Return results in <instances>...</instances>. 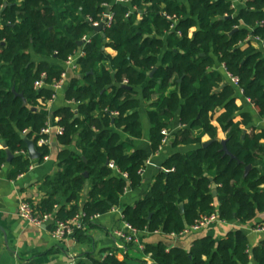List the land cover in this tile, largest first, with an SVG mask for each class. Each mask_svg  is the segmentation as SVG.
<instances>
[{
  "label": "trees",
  "instance_id": "obj_1",
  "mask_svg": "<svg viewBox=\"0 0 264 264\" xmlns=\"http://www.w3.org/2000/svg\"><path fill=\"white\" fill-rule=\"evenodd\" d=\"M189 3L190 9L182 0H56L54 5L52 0H0L4 22L0 28V169L10 151L14 155L11 178L33 166L23 135L35 143L39 162L50 154L49 145H39L41 138H48L42 130L51 118L42 103L53 99L52 85L66 70L62 64L78 53V42H83L84 55L77 61L82 78L73 77L65 93L66 101L78 105L79 116L72 107L61 108L53 116L64 129L58 135L64 147L61 172L45 179V196L34 207L36 213H51L62 221L81 215L87 227L95 217L120 207L128 188L141 185L149 154L139 149L128 153L131 145L122 140V133L143 136L139 88L146 101L160 94L148 111L152 152L160 149L165 138L162 131L178 113L189 128L177 135L174 144L197 148L168 160L150 193L123 210L126 223L137 231L180 235L205 216L218 214L220 220L247 223L264 211V177L257 168L245 175L246 167L255 166L264 151V129L245 131L253 122L248 113L235 121L241 111L235 99L237 88L264 118V46L258 49L252 43L260 38L264 45V0H246L238 13L228 0ZM109 8L114 18L112 26L103 29L105 40L102 32L95 33L94 25L103 21ZM194 26L199 30L189 37ZM86 36L89 42L84 41ZM32 53L56 57L62 64L36 63ZM217 64L225 70L216 68ZM225 72L238 80L237 86L222 88ZM174 76L180 79L178 90L166 95ZM40 80L45 85L36 88ZM219 110L224 111L216 120L235 158L225 153L217 140V127L211 123V114ZM203 135L214 141L205 147ZM214 185L221 195L219 208ZM64 199L70 206L62 205ZM75 236L83 239V228ZM146 252L156 264L251 262L243 230L219 241L205 237L191 251H167L160 243L148 246ZM253 259L264 264V242L253 251ZM92 261L127 264L116 250Z\"/></svg>",
  "mask_w": 264,
  "mask_h": 264
},
{
  "label": "crops",
  "instance_id": "obj_2",
  "mask_svg": "<svg viewBox=\"0 0 264 264\" xmlns=\"http://www.w3.org/2000/svg\"><path fill=\"white\" fill-rule=\"evenodd\" d=\"M56 0H52L53 5ZM119 1V0H116ZM231 7L238 13L245 7L246 0H228ZM184 7L190 9L189 0H182ZM141 15L138 16L140 21ZM179 21L176 22L178 24ZM4 27V22L0 18V28ZM199 30L198 26L189 29V37H193ZM253 45L261 49L263 45L258 41H253ZM80 49L78 53L81 51ZM106 52L115 56L116 51L111 48H106ZM33 60L36 63L48 61L53 65H61L62 63L56 57H44L32 53ZM65 67L67 74L66 80L62 87L55 91L54 98L50 101L43 102L45 111L51 116L49 125L52 126L51 132L47 135L49 141L50 154L43 162L33 160V166L30 170L19 176L16 179L10 177L12 169L11 161L7 160L6 164L0 169V264H77L79 261H84L86 264H94L92 259H99L106 255L109 250H116L117 257L125 261L127 264H156L151 253L146 252L148 246L158 245L163 243L167 247V251L172 248H182L186 251H191L197 241L211 237L216 241L222 240L232 231L243 230L249 240V252L251 257L250 264H255L253 259V251L264 242V232L256 230L257 225L264 223V211L260 212L256 219L251 222L242 223L238 220L224 221L219 220L215 224L200 228L198 230H189L180 235H166L162 232L149 233L148 231H137L135 241L124 243V248L119 249L118 244L124 241L115 235L116 230H122L126 234L129 232L126 228L123 218V210L127 207H133L140 200H143L151 191L156 177L165 169V164L174 155H187L197 148L196 145H175L177 135L184 129L189 128L180 121L179 113L170 121V126L167 129L168 136L157 152H152L151 146V124L148 119V111L152 104L156 101L160 94L157 92L152 100L146 101L142 94V88L137 89L138 99L141 101L139 109L140 122L143 128L142 138H134L130 134L122 133V140L131 145L128 153L134 150H145L149 154L146 166L142 170V183L136 188H128L121 199V205L112 211L99 215L93 219V224L83 227L85 237L79 240L75 234L64 239H57L52 234V226L55 224V219H51L42 226H37L30 223L21 216L22 202H28L32 208L39 205L45 194L42 190V185L48 177H56L61 172L60 154L64 147L59 143L58 134L55 126H58L59 118H54L56 111L64 107H72L76 117H78V105L65 100V93L70 80L73 77L79 76L78 65L62 64ZM77 65V66H76ZM221 70H225L224 66H218ZM1 67V65H0ZM82 78L81 76H79ZM180 79L174 76L172 85L166 91L169 95L172 91L178 90ZM233 84L231 75L225 72V81L223 85ZM222 85V86H223ZM236 104L241 107L240 113L237 114L235 121L242 119V114L248 113L253 117L252 124L245 128V131L250 132L252 127L258 130L264 129V118L258 114L255 106L251 101L244 97L242 90L237 88ZM224 110L211 114V123L217 127V140H227L226 133L222 130L217 122V117ZM194 134L197 131L193 130ZM214 140L208 135L202 136V143L209 145ZM264 145V140L262 141ZM13 157L14 155L9 151ZM9 157V155H8ZM13 159V158H12ZM252 169L257 168L260 175L264 177V151L258 154V162ZM264 189V185L262 186ZM89 189V187H88ZM217 191L215 205L220 206L217 185L212 187V192ZM87 194L84 195V199ZM62 205L70 206L64 199ZM89 257H92L90 260ZM207 258L205 257L204 260Z\"/></svg>",
  "mask_w": 264,
  "mask_h": 264
},
{
  "label": "built area",
  "instance_id": "obj_3",
  "mask_svg": "<svg viewBox=\"0 0 264 264\" xmlns=\"http://www.w3.org/2000/svg\"><path fill=\"white\" fill-rule=\"evenodd\" d=\"M122 1V0H119ZM113 18L114 15L113 13L110 11L108 14L106 13L105 18L103 19V21L101 23H96L94 26L97 27L101 24H104V28L105 27H111L112 23H113ZM84 41L89 42L90 41V36H86L84 38ZM256 41L260 42L263 45V41L260 38H256ZM264 46V45H263ZM84 53L81 50L79 53H77L76 55L72 56L69 58V60L66 62L67 64H77L78 59L83 56ZM77 66V65H76ZM67 77L66 72L63 73L62 77L60 80H58L57 82H55L52 87H54L56 90L60 89L63 85V83L65 82ZM232 78L233 83L237 86L238 85V80L236 78ZM45 85L43 80H40L38 82H36L35 87L36 88H42ZM54 98V96H53ZM56 128V133L59 134H63L64 129L61 126H55ZM52 126H50L49 124L42 130V134L48 135L51 132ZM162 134L167 137L168 136V131L165 129L162 131ZM49 141L48 138H41L39 141V145H48ZM111 167L114 168V165L111 164ZM142 172V171H141ZM21 216L23 218H25L26 220H28L30 223L37 225V226H42L43 224L47 223L48 221H50L51 219L54 218L53 214L51 213H36L34 211V209L32 208V206L28 203V202H22L21 204ZM98 217V216H97ZM96 218V217H95ZM94 218V219H95ZM219 217L218 214H213L211 216H205L202 217L200 220L197 221L196 224H194L193 226H191L190 228H188L187 230H185L184 232H187L189 230H198L200 228L215 224L217 221H219ZM83 221H82V216L78 215L75 218L71 219V220H66V221H62V220H55V224H54V229L52 230V234L54 235V237H56L57 239H64L68 236H73L77 230H80L83 228ZM126 228L128 229V233L126 234L124 231L122 230H116L115 231V235L119 238H121L124 242L120 243L117 245V247L119 249H123L124 248V243H131L133 241H135L136 239V234H137V230L134 229L130 224L126 223L125 224ZM256 230L258 232H264V223L258 225L256 227ZM183 232V233H184Z\"/></svg>",
  "mask_w": 264,
  "mask_h": 264
},
{
  "label": "water",
  "instance_id": "obj_4",
  "mask_svg": "<svg viewBox=\"0 0 264 264\" xmlns=\"http://www.w3.org/2000/svg\"><path fill=\"white\" fill-rule=\"evenodd\" d=\"M110 11H111V10H110V8H109L107 14H108ZM227 18H228V17H223V19H227ZM103 29H104V24H101V25L95 27V28H94V31H95V33H97V32H102L103 38L106 40V39H107V36H106L105 33H103ZM235 31H236V30H235ZM235 31H234V32H235ZM234 32H232V34H233ZM3 44H4V43H3ZM78 45H79V47H80V49H81V47H82V45H83V42H82V41L78 42ZM103 49L105 50L106 47H104ZM153 75H154V72L149 73V76H150V77H153ZM125 87L130 88V87H128V86H125ZM224 87H225V85L222 86V88H224ZM13 92L16 93L15 89H13ZM19 96L23 97L22 94H20ZM23 98H24V97H23ZM24 100H25V99H24ZM25 102H26V100H25ZM22 138H23V139L25 140V142L27 143L29 157H30L32 160H38L39 157H40V153H39V151L37 150L35 143H34L32 140H29L25 135H23ZM222 143H223V145H224V151H225V153H226L227 155L231 156L232 158H235V156L229 151V149H228V147H227V140H223ZM208 145H209L208 143H205V144H204L205 147L208 146ZM4 147L7 148L6 145H4ZM8 155H9L8 160L11 161L12 158H13V156H12L11 154H9V151H8ZM252 168H253L252 165H248V166L246 167L245 175H247V174L252 170ZM86 176H88V173H86ZM211 180H213V178H211ZM213 194H214V195H217V191L215 190V191L213 192ZM180 206H181V211H182V213H183V212H184V204L181 203Z\"/></svg>",
  "mask_w": 264,
  "mask_h": 264
}]
</instances>
